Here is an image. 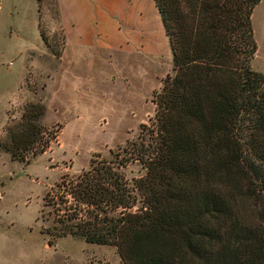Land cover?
Here are the masks:
<instances>
[{
  "label": "trees",
  "instance_id": "16d2710c",
  "mask_svg": "<svg viewBox=\"0 0 264 264\" xmlns=\"http://www.w3.org/2000/svg\"><path fill=\"white\" fill-rule=\"evenodd\" d=\"M154 2L173 73L155 95L153 137L62 175L51 234L113 246L123 264H264V73L250 65L260 0ZM44 113L27 102L0 151L45 152ZM132 160L145 173L130 183L120 168Z\"/></svg>",
  "mask_w": 264,
  "mask_h": 264
},
{
  "label": "rangeland",
  "instance_id": "374dc122",
  "mask_svg": "<svg viewBox=\"0 0 264 264\" xmlns=\"http://www.w3.org/2000/svg\"><path fill=\"white\" fill-rule=\"evenodd\" d=\"M159 19L147 32V49L79 56L64 50L57 0L4 1L0 140L34 101L45 106L40 123L50 141L25 162L0 151V264H123L113 246L52 235L57 211L51 197L62 175H77L92 159L134 156L152 139L155 95L173 73ZM252 27L257 50L250 65L264 73V0L254 8ZM120 171L133 183L145 168L132 160Z\"/></svg>",
  "mask_w": 264,
  "mask_h": 264
},
{
  "label": "crops",
  "instance_id": "0c3cea01",
  "mask_svg": "<svg viewBox=\"0 0 264 264\" xmlns=\"http://www.w3.org/2000/svg\"><path fill=\"white\" fill-rule=\"evenodd\" d=\"M4 1L0 0V11ZM57 3L65 34L64 50L79 56L118 49L123 53L147 49V32L160 18L154 0H57Z\"/></svg>",
  "mask_w": 264,
  "mask_h": 264
}]
</instances>
